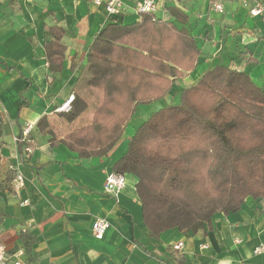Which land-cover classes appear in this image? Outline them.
Returning a JSON list of instances; mask_svg holds the SVG:
<instances>
[{
  "label": "crops",
  "instance_id": "1",
  "mask_svg": "<svg viewBox=\"0 0 264 264\" xmlns=\"http://www.w3.org/2000/svg\"><path fill=\"white\" fill-rule=\"evenodd\" d=\"M134 1L127 0L118 16H109L92 0H0L1 149L15 177L18 173L24 177L20 188H15L14 177L13 191L0 195L5 215L0 241L13 255L10 264H264V252H255L264 243V198L248 197L239 212L218 213L197 233L172 229L154 237L143 220L134 175L126 174L118 195L104 190L107 175L114 172V163L142 124L132 126L129 133L140 106L176 104L173 101L184 88L217 65L248 73L264 89V12L257 16L250 12L255 4L264 6V0H219L222 13L210 8L211 0H157L158 10L151 14L187 29L201 50L199 60L193 71L175 79L166 96L138 106L123 138L107 156L80 157L65 144L52 145L51 134L37 129L44 115L50 116L59 136L91 122L103 102L108 74L87 62L90 46L110 23L143 19ZM171 8L187 19L173 15ZM51 26L64 30L66 45L56 73L49 69L45 47ZM76 93L85 98L88 109L68 123L57 113L70 109ZM28 123L33 128L20 153L16 138ZM97 218L110 223L102 238L92 233ZM21 232L37 237L31 254L24 250ZM180 241L184 247L177 251L174 245Z\"/></svg>",
  "mask_w": 264,
  "mask_h": 264
},
{
  "label": "trees",
  "instance_id": "2",
  "mask_svg": "<svg viewBox=\"0 0 264 264\" xmlns=\"http://www.w3.org/2000/svg\"><path fill=\"white\" fill-rule=\"evenodd\" d=\"M182 20L187 15L171 8ZM64 30L51 26L45 43L52 73L62 68ZM201 50L187 29L143 13L140 22L110 23L95 37L87 62L107 72L103 102L91 122L59 136L49 115L37 129L51 134L80 157L107 156L121 141L140 104L166 96L176 78L193 71ZM88 109L76 93L68 111L57 116L77 121ZM0 110V137L4 135ZM27 141L18 136V150ZM113 171L137 178L143 220L154 237L177 229L197 233L218 213L241 210L248 197L264 198V89L250 75L217 65L181 92L180 101L152 113L129 138ZM16 171L0 179V195L13 191ZM5 215L0 211V227ZM31 254L37 240L21 232Z\"/></svg>",
  "mask_w": 264,
  "mask_h": 264
},
{
  "label": "built area",
  "instance_id": "3",
  "mask_svg": "<svg viewBox=\"0 0 264 264\" xmlns=\"http://www.w3.org/2000/svg\"><path fill=\"white\" fill-rule=\"evenodd\" d=\"M127 0H92V2L97 6H103L109 16H118L123 12ZM135 9L139 14L143 13H154L158 10L157 0H135ZM210 8L216 12L222 13L224 11V6L219 0H211ZM251 14L254 16L261 15L264 12V6L261 3L255 4L250 8ZM33 128V124H26L22 131V141H29V135ZM18 138H16V143ZM27 151H31L30 148H26ZM24 177L21 173H18L14 179L15 188H20L23 185ZM127 182V177L125 174L111 172L107 175L104 190L108 194L118 195L119 192L125 187ZM28 200H24L23 204H28ZM110 226V223L103 218H97L92 225V233L96 238H102L105 231ZM184 247V242L180 241L174 245V249L181 251ZM256 253L264 252V243L258 245L255 248ZM21 253V252H20ZM13 255L8 251L7 246L0 241V264H10L13 260ZM14 264H20L19 262H14Z\"/></svg>",
  "mask_w": 264,
  "mask_h": 264
},
{
  "label": "rangeland",
  "instance_id": "4",
  "mask_svg": "<svg viewBox=\"0 0 264 264\" xmlns=\"http://www.w3.org/2000/svg\"><path fill=\"white\" fill-rule=\"evenodd\" d=\"M164 15H165V18H169V14H167V12H165ZM178 83L179 82H177V84ZM177 84H176V86H177ZM179 101H180V96H178L173 101V103H177ZM159 109H161V107L158 104L140 106L139 111L137 112V114H135L133 116V119L131 120V123L128 127L129 133H132V126H135V125L139 126L141 123H143L145 120H147L152 113L158 111ZM52 118L56 119L57 117L53 116ZM130 130H131V132H130ZM1 148H2V143L0 141V179H3L8 174V171L10 169V167H9L10 162L4 156Z\"/></svg>",
  "mask_w": 264,
  "mask_h": 264
}]
</instances>
